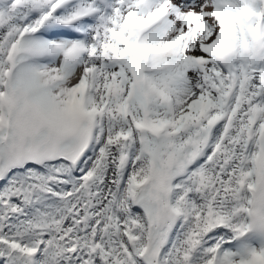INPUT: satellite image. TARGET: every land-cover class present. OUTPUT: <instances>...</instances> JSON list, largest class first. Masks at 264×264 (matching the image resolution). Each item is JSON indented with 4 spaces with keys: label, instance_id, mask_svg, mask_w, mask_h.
Returning a JSON list of instances; mask_svg holds the SVG:
<instances>
[{
    "label": "snow or ice",
    "instance_id": "1",
    "mask_svg": "<svg viewBox=\"0 0 264 264\" xmlns=\"http://www.w3.org/2000/svg\"><path fill=\"white\" fill-rule=\"evenodd\" d=\"M0 264H264V0H0Z\"/></svg>",
    "mask_w": 264,
    "mask_h": 264
}]
</instances>
